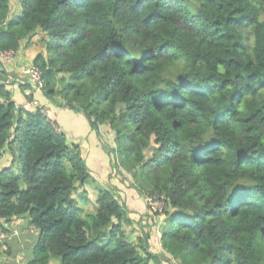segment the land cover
Here are the masks:
<instances>
[{"label": "trees", "instance_id": "trees-1", "mask_svg": "<svg viewBox=\"0 0 264 264\" xmlns=\"http://www.w3.org/2000/svg\"><path fill=\"white\" fill-rule=\"evenodd\" d=\"M17 1L0 0V233L35 227L27 264H264V0ZM36 36L45 97L110 129L100 141L131 188L167 196L138 243L115 189L79 206L80 146L7 89L3 55Z\"/></svg>", "mask_w": 264, "mask_h": 264}, {"label": "crops", "instance_id": "crops-1", "mask_svg": "<svg viewBox=\"0 0 264 264\" xmlns=\"http://www.w3.org/2000/svg\"><path fill=\"white\" fill-rule=\"evenodd\" d=\"M14 4L15 2H13V6ZM41 50L42 48L38 36L30 41H22L19 50L15 52L14 57L10 59V61L6 63V67H4V70L9 74L6 82L7 89L14 92L13 99L16 106L24 107L27 103L37 102L39 109H47V116L54 123V126L67 135L69 142L80 146L82 156L90 169L91 176L95 181L94 183L99 179L105 186L117 191L118 197L127 206V210L129 211L128 217L133 224L137 225L138 232L133 230V236L141 237L147 232L151 235L150 225L152 222L146 213L144 197L131 188L133 183L131 175L121 169H115L113 167V159L103 149L99 137L100 135L104 136L108 144H114L112 140L110 141L111 143L108 142V138L111 137L112 134L110 129L103 126L100 128V134H97L81 113L57 105L55 102L54 104L51 103L43 92H38L35 89V86L32 85L29 80L30 75L28 73V68L33 65V60ZM1 60L0 54V61ZM18 82H25L27 85L33 87V90L30 89L31 96L33 97L31 101L27 100L25 94L22 92L23 90L19 88ZM38 108L32 107L30 111H37ZM10 163L11 156L7 152L1 159L0 171L8 167ZM95 187V184L94 186L91 184V186L85 185L84 187V191L87 192L88 199L91 201L93 200V194H91L93 193L92 189L95 190ZM2 224L9 228V233L13 231L20 232V230H24V227L28 226V221L25 219L24 221L21 219H13L9 223H4L3 221ZM22 235L28 234L22 233ZM149 243L152 252L156 254L162 252L160 237L159 240L153 237Z\"/></svg>", "mask_w": 264, "mask_h": 264}, {"label": "rangeland", "instance_id": "rangeland-1", "mask_svg": "<svg viewBox=\"0 0 264 264\" xmlns=\"http://www.w3.org/2000/svg\"><path fill=\"white\" fill-rule=\"evenodd\" d=\"M14 11H18L19 9V5H18V1L15 0L14 1ZM39 38V36H38ZM43 47V46H42ZM10 53V52H9ZM15 52L12 53L10 59H12L14 57ZM9 59V61H10ZM68 109V108H67ZM90 124V123H89ZM101 136V135H100ZM109 137V136H108ZM114 140V134H111V137L108 138V142L111 143L110 141ZM74 144V143H73ZM130 175V174H129ZM132 178V176H131ZM91 179L93 180L92 176ZM133 179V178H132ZM90 181L88 182L86 185L91 186V184H95V186L97 187V190L92 189L93 190V200L88 203L85 204L84 203V199H79V206L80 207H84L87 211L90 212H96L97 209V197H98V190L103 188V189H111L107 186H105L99 179L96 180V183H94L95 181ZM93 182V183H92ZM95 187V188H96ZM88 190L90 191V189L88 188ZM84 189L83 190H79L78 193H74L73 197L80 198L81 195H83ZM24 221V219H21ZM3 223V221H2ZM28 227V226H27ZM24 227V228H27ZM22 229V228H21ZM133 230H135L136 232H138L137 230V225L136 224H130V225H125V231L127 233V235L129 236V240L130 241H135V242H139V237L137 236H133ZM22 230H20L21 232ZM160 236H161V230H160ZM158 238V237H156ZM37 239H38V232L34 231L33 233H29L28 235H20L18 238H13L11 240H6L5 244H3V246H0V263L2 264H27V261L31 258V253H32V249L34 248L35 244L37 243ZM159 240V238H158ZM161 255H164L163 253H161ZM167 256V255H164ZM163 256V257H164ZM168 257V256H167ZM168 259V258H165ZM167 260L163 261V264H169L166 262ZM52 264H60L59 261H53ZM154 264V263H152ZM173 264H179L178 262H173Z\"/></svg>", "mask_w": 264, "mask_h": 264}, {"label": "built area", "instance_id": "built-area-1", "mask_svg": "<svg viewBox=\"0 0 264 264\" xmlns=\"http://www.w3.org/2000/svg\"><path fill=\"white\" fill-rule=\"evenodd\" d=\"M13 52H10V53H5L3 55V60L5 62H8L11 55H12ZM28 73L30 75V81L32 83H34L35 85V89L38 91V92H43V88H44V82L42 80V73L40 71L39 68L37 67H34V66H30L28 68ZM38 103L37 102H30V103H27L24 107V109H27V110H30L32 107H35ZM41 113L48 117L47 114H48V110L47 109H41ZM54 128L56 129L57 132H61L60 129H57L55 126ZM144 201H145V206H146V213L150 216H153V215H157L158 218L160 219H163V216L162 214L164 213L165 211V207L167 205V196L165 194H160V193H153V194H150L146 197H144ZM159 225H158V229H157V234H158V238L161 237L160 236V230H159ZM34 231H37L35 229V227L33 226H28L27 228H25L24 230H22L21 232L19 231H13L11 233H7V234H1L0 233V244L1 246H3V244H5V241L6 240H11L13 238H18L20 235H22V233H25V234H29L31 232H34Z\"/></svg>", "mask_w": 264, "mask_h": 264}, {"label": "water", "instance_id": "water-1", "mask_svg": "<svg viewBox=\"0 0 264 264\" xmlns=\"http://www.w3.org/2000/svg\"><path fill=\"white\" fill-rule=\"evenodd\" d=\"M0 66H1V64H0ZM31 83H32V82H31ZM32 85H34V83H32ZM34 86H35V85H34ZM56 104H57V105H61V106H63L61 103H56ZM71 106H72L77 112L81 113V114L87 119V121H88L89 123H91L90 118L87 116V114L84 112V110H83L82 108L76 106L75 104H71ZM95 131H96L97 134H100V128H99V127L96 128Z\"/></svg>", "mask_w": 264, "mask_h": 264}]
</instances>
